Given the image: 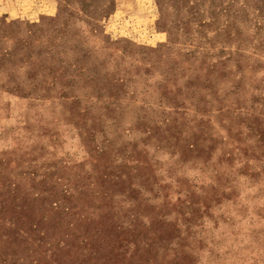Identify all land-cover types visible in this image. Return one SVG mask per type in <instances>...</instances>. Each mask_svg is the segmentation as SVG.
Here are the masks:
<instances>
[{
  "label": "rangeland",
  "instance_id": "rangeland-1",
  "mask_svg": "<svg viewBox=\"0 0 264 264\" xmlns=\"http://www.w3.org/2000/svg\"><path fill=\"white\" fill-rule=\"evenodd\" d=\"M0 264H264V0H0Z\"/></svg>",
  "mask_w": 264,
  "mask_h": 264
}]
</instances>
